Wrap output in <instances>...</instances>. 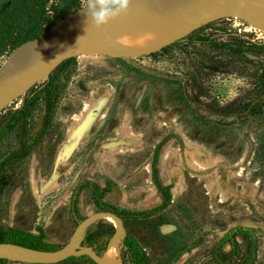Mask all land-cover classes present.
<instances>
[{
    "label": "rangeland",
    "instance_id": "rangeland-1",
    "mask_svg": "<svg viewBox=\"0 0 264 264\" xmlns=\"http://www.w3.org/2000/svg\"><path fill=\"white\" fill-rule=\"evenodd\" d=\"M77 1L80 7L88 2ZM11 3L0 0V19ZM228 34L246 42L240 49L244 55L264 63V49L249 45L264 44V33L216 15L182 30L175 45L145 56L72 58L6 106L0 128L9 113L22 111L0 138V184L6 183L0 193V231L40 230L46 245L60 248L76 224L70 197L85 180L99 188L109 180L114 186L101 201L112 207H158L161 196L150 179V161L155 145L167 137L158 151L157 170L159 181L172 186L168 207L146 219L122 220L148 264H247L248 243L242 237L235 236L234 248L224 244L214 251L233 227L252 230L255 254L249 264H264V116L213 117L197 110L185 91L188 74L201 61L229 55L228 46L216 44ZM196 39L205 40L193 43ZM9 53L0 57V65ZM49 79L55 109L38 138L46 119L43 98ZM211 84L219 101H225L243 83L219 75ZM83 121L87 125L78 139L76 126ZM54 173L53 184L44 187ZM97 211L83 189L76 205L79 219ZM198 237L199 245L172 263ZM102 241L101 255L115 242L119 264H130L117 237ZM58 264L88 263L74 259Z\"/></svg>",
    "mask_w": 264,
    "mask_h": 264
},
{
    "label": "trees",
    "instance_id": "trees-1",
    "mask_svg": "<svg viewBox=\"0 0 264 264\" xmlns=\"http://www.w3.org/2000/svg\"><path fill=\"white\" fill-rule=\"evenodd\" d=\"M78 8H80V5L77 0H12L0 19V57L5 52H10L20 44L37 37L52 24ZM226 38L223 42H216L218 39L212 41L218 45L229 47V55L225 56L226 59L225 57L216 58V56H213L212 59L201 61L200 65L188 74L185 83L187 98L197 110L213 117L264 116V63L256 59H250L243 54L240 49L246 42L242 39L232 37L229 34ZM204 40L196 39L193 43L202 44ZM178 41L180 40L174 41L170 46L175 45ZM249 45L254 49H264V44L261 42H252ZM68 60L59 64L56 70ZM219 75L240 78L243 83L235 89L234 97L225 101H219L218 95L214 92V87L211 84V80ZM43 100L46 105V119L38 138H41L47 131L55 109L56 98L52 79L48 80V85L44 89ZM21 111L22 108L7 115V122L0 128V138L9 130ZM167 140L168 138L164 137L155 145L150 161V179L156 192L161 196V204L158 207L142 212L111 207L101 201V198L114 186L109 180L106 179L104 187L101 189L91 181H82L75 187L70 200V210L74 220L80 221L76 213V204L79 193L85 188L88 189L89 197L97 210L110 211L119 218H147L165 210L170 202L169 190L171 185L163 186L158 180L157 162L158 151ZM5 185V182L0 184V193ZM113 232L114 228L111 224L104 222V220H98L86 229L81 244L91 247L95 253L101 255L103 249L102 239L111 236ZM235 236L242 237L247 241L245 262L249 264L254 259L255 254V238L250 228L233 227L229 229L217 241L214 251L224 244L234 248L236 246ZM44 239L45 237L40 230L37 231V235L11 228L0 231V243H10L41 251L56 249L46 245L43 242ZM199 242L200 237L190 244L185 251H179L173 257L172 263L183 252L197 247ZM121 244L123 248L121 252L128 256L130 264H148L143 250L130 236L126 235L121 240ZM74 259L85 260L88 264H93L84 256L69 258L66 261ZM0 264H6V261L0 260Z\"/></svg>",
    "mask_w": 264,
    "mask_h": 264
},
{
    "label": "water",
    "instance_id": "water-1",
    "mask_svg": "<svg viewBox=\"0 0 264 264\" xmlns=\"http://www.w3.org/2000/svg\"><path fill=\"white\" fill-rule=\"evenodd\" d=\"M86 6L87 3L10 51L0 65V112L65 60L83 55L122 59L145 56L172 44L178 40L169 38L172 33L208 20L207 14L211 12L238 19L264 33V0H166L163 7L158 0H133L127 16L110 22L101 30L87 21ZM123 29L158 31L160 40L145 48H126L106 34ZM102 219H111L114 239H123L122 220L110 211H97L76 223L68 241L60 248L41 251L0 243V260L20 264H58L68 258L85 256L93 264H107L102 255L81 245L86 229Z\"/></svg>",
    "mask_w": 264,
    "mask_h": 264
},
{
    "label": "bare ground",
    "instance_id": "bare-ground-1",
    "mask_svg": "<svg viewBox=\"0 0 264 264\" xmlns=\"http://www.w3.org/2000/svg\"><path fill=\"white\" fill-rule=\"evenodd\" d=\"M161 7L164 6L166 3V0H158ZM216 13L211 12L208 13V18L215 17ZM182 30H178L174 33H172L169 38L176 37ZM108 38L115 41L116 43L122 45L126 48H145L152 43L158 42L160 40V33L158 31L149 30V29H139L134 31L133 29H123L122 31L118 33H106ZM87 125V121L80 122L76 127V134L78 136V139L82 136L85 128ZM74 143H72L68 149L66 150V153H64L65 156H68V154L71 152V147ZM51 181H48L47 185L50 184ZM111 220V219H109ZM112 221V220H111ZM115 242H112L109 247L104 251L102 254L103 260L107 264H119L116 256L115 251Z\"/></svg>",
    "mask_w": 264,
    "mask_h": 264
},
{
    "label": "clouds",
    "instance_id": "clouds-1",
    "mask_svg": "<svg viewBox=\"0 0 264 264\" xmlns=\"http://www.w3.org/2000/svg\"><path fill=\"white\" fill-rule=\"evenodd\" d=\"M133 0H88L85 7L87 21L101 30L130 13Z\"/></svg>",
    "mask_w": 264,
    "mask_h": 264
},
{
    "label": "flooded vegetation",
    "instance_id": "flooded-vegetation-1",
    "mask_svg": "<svg viewBox=\"0 0 264 264\" xmlns=\"http://www.w3.org/2000/svg\"><path fill=\"white\" fill-rule=\"evenodd\" d=\"M77 127V126H76ZM58 158H59V155H58ZM58 158H57V160H56V163H59V161H58ZM54 177H55V173L53 174V176H52V180H51V183L50 184H48L47 185V183L48 182H46L45 183V185H44V187H49V185H52L53 184V181H54ZM159 180V179H158ZM85 181H89V180H85ZM92 182V181H91ZM161 183V182H160ZM162 184V183H161ZM97 185V184H96ZM153 185V184H152ZM163 185V184H162ZM171 185V184H170ZM98 186V185H97ZM163 186H167V185H163ZM104 187V184H103V186L101 187V188H103ZM99 188V187H98ZM101 188H99V189H101ZM171 188H172V186H171ZM171 188H170V190H171ZM170 190H169V192H170ZM171 195V194H170ZM72 196V195H71ZM104 197V196H103ZM171 197V196H170ZM90 198V197H89ZM70 200H71V197H70ZM91 200V199H90ZM103 202V201H102ZM103 203H105V202H103ZM107 204V203H106ZM77 205V204H76ZM108 205V204H107ZM111 206V205H110ZM95 207V206H94ZM112 207V206H111ZM96 208V207H95ZM114 208H116V207H114ZM97 209V208H96ZM118 209V208H117ZM123 209H126V208H123ZM129 210V209H128ZM71 211V210H70ZM99 211V210H98ZM105 211V210H104ZM132 211V210H131ZM135 212H142V211H135ZM114 214V213H113ZM87 217V216H86ZM151 217V216H150ZM85 218V217H84ZM148 218V217H147ZM121 220H123V219H131V218H120ZM136 219H146V218H136ZM82 219H80V221H81ZM102 220H104V219H102ZM79 221H76V223H78ZM123 224V223H122ZM75 226H76V224H75ZM113 226V225H112ZM114 228V227H113ZM18 230V229H17ZM38 231V230H37ZM24 232H26V231H24ZM28 233H31V232H28ZM31 234H33V233H31ZM33 235H37V233L36 234H33ZM130 236V235H128V234H126V232H125V236ZM224 235V234H223ZM124 236V237H125ZM123 237V238H124ZM131 237V236H130ZM132 238V237H131ZM221 238V237H220ZM133 239V238H132ZM83 240V239H82ZM122 240V239H121ZM121 240H120V244H121ZM81 243H82V241H81ZM137 243V242H136ZM138 244V243H137ZM82 245V244H81ZM139 245V244H138ZM84 246V245H83ZM89 247V246H88ZM139 247H140V245H139ZM91 248V247H90ZM141 248V247H140ZM56 249H58V248H56ZM55 249V250H56ZM123 248H122V244H121V250H122ZM144 252V251H143ZM97 254V253H96ZM183 254V253H182ZM181 254V255H182ZM98 255V254H97ZM180 255V256H181ZM175 256V255H174ZM173 256V257H174ZM179 256V257H180ZM85 257V256H84ZM178 257V258H179ZM78 258V257H77ZM87 258V257H86ZM69 259V258H68ZM129 259V258H128ZM173 259V258H172ZM67 260V259H66ZM66 260H64L63 262H65ZM129 261H130V259H129ZM176 261V260H175ZM61 263V262H60Z\"/></svg>",
    "mask_w": 264,
    "mask_h": 264
}]
</instances>
